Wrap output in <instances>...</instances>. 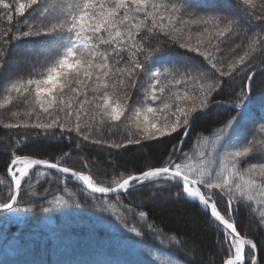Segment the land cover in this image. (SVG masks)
<instances>
[{
  "label": "snow or ice",
  "instance_id": "obj_1",
  "mask_svg": "<svg viewBox=\"0 0 264 264\" xmlns=\"http://www.w3.org/2000/svg\"><path fill=\"white\" fill-rule=\"evenodd\" d=\"M257 89L264 0H0V219L81 209L83 196L115 229L109 251L131 257L115 264H198L196 244L146 211L184 200L222 233L219 264H264V233L239 224L245 213L264 229ZM201 122L210 135L184 151ZM65 142L60 155L26 151ZM130 146H148L144 166L121 170L111 158Z\"/></svg>",
  "mask_w": 264,
  "mask_h": 264
},
{
  "label": "trees",
  "instance_id": "obj_2",
  "mask_svg": "<svg viewBox=\"0 0 264 264\" xmlns=\"http://www.w3.org/2000/svg\"><path fill=\"white\" fill-rule=\"evenodd\" d=\"M261 59L257 57L256 62L258 63ZM262 95L264 93L257 89V98ZM226 98V96L218 97V99ZM211 131L210 123L201 122L194 126L184 151L195 150L197 133L207 137ZM10 136L11 133L0 129V144ZM178 139L179 137L174 138L168 147L170 148ZM71 147L72 145L67 142L58 146L29 145L26 151L32 154L44 153L42 158H46L48 153L60 155ZM147 150L148 146L143 149L130 146L127 151L121 150L111 159L120 165L121 170H136L144 166L142 156ZM96 151L95 148L84 149V152L90 156L95 155ZM75 155L74 152L73 157ZM6 158L5 154L0 153V172L3 171ZM154 159L162 160L163 157H154ZM76 167L79 169V164ZM36 179L33 175L32 182H36ZM0 180H5V177L0 175ZM68 186L72 191H78L74 184L69 183ZM46 187L48 183L45 181L38 190L43 191ZM0 189L6 192L4 185H0ZM172 191L175 192L176 189ZM79 199L84 205L81 209H72L67 212L54 209L51 213H43L39 207H36L31 212L22 214L29 217L27 221L0 219V264H115L117 261L130 259L131 257L124 253L109 251V233L114 232L115 229L102 219L106 217V214L91 207L90 198L85 200L83 196H80ZM146 211L150 213L149 220L156 222L169 235L178 232L196 244L195 255L198 264H219L222 255L219 251V240L223 239V235L215 225L207 221L198 206L184 200L157 201L150 204ZM2 215L0 213V216ZM239 224L240 228L250 236H260L264 233V229H260L256 221L245 213L240 214Z\"/></svg>",
  "mask_w": 264,
  "mask_h": 264
}]
</instances>
